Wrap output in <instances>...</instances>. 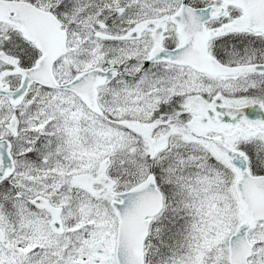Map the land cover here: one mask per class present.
<instances>
[{"label":"snow or ice","instance_id":"6c2138e0","mask_svg":"<svg viewBox=\"0 0 264 264\" xmlns=\"http://www.w3.org/2000/svg\"><path fill=\"white\" fill-rule=\"evenodd\" d=\"M0 264H264V0H0Z\"/></svg>","mask_w":264,"mask_h":264}]
</instances>
